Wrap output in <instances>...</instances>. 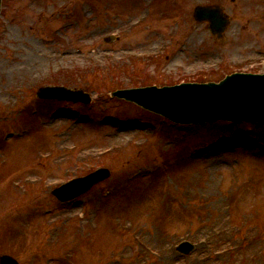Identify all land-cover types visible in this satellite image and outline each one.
<instances>
[{
	"label": "rangeland",
	"instance_id": "rangeland-1",
	"mask_svg": "<svg viewBox=\"0 0 264 264\" xmlns=\"http://www.w3.org/2000/svg\"><path fill=\"white\" fill-rule=\"evenodd\" d=\"M245 1L2 0L0 255L20 264H164L136 246L138 238L160 235L173 243L177 264H250L230 250L211 256L195 235L212 225L219 215L212 204L224 197L231 239L243 247L252 232L264 244V125H175L109 96L264 73V0ZM198 5L221 6L230 20L222 39L194 22ZM129 18L132 26L118 28ZM187 31L196 38L180 51ZM110 35L118 40L107 44ZM160 36L149 54H123ZM66 48L79 57L63 59ZM26 53L38 61L22 58ZM47 85L84 90L92 101L38 100ZM118 124L135 128L111 147ZM100 167L110 178L74 201L50 193ZM183 241L194 246L189 255L176 251ZM254 264H264V246Z\"/></svg>",
	"mask_w": 264,
	"mask_h": 264
},
{
	"label": "water",
	"instance_id": "water-1",
	"mask_svg": "<svg viewBox=\"0 0 264 264\" xmlns=\"http://www.w3.org/2000/svg\"><path fill=\"white\" fill-rule=\"evenodd\" d=\"M194 16L198 21H208L211 32L218 37L228 23L219 9L197 7ZM36 95L44 99L80 101L85 104L90 102L89 96L82 91L64 87H42ZM112 96L134 102L176 123H203L223 119L264 124V74H233L218 84H181L161 89L121 90L112 93ZM109 175V170L100 168L85 177L63 184L52 193L60 201H68L107 179ZM192 248L190 244L183 243L178 250L187 254ZM0 264L18 263L9 256H1Z\"/></svg>",
	"mask_w": 264,
	"mask_h": 264
},
{
	"label": "bare ground",
	"instance_id": "bare-ground-1",
	"mask_svg": "<svg viewBox=\"0 0 264 264\" xmlns=\"http://www.w3.org/2000/svg\"><path fill=\"white\" fill-rule=\"evenodd\" d=\"M194 1L198 0H187L189 4L193 3ZM251 0H246L245 2L248 3ZM137 20V19H136ZM135 20V21H136ZM137 22V21H136ZM134 21H132V18H129L126 21L120 20L118 24V28H121L122 26H128V25H133ZM93 34V33H92ZM92 34H88V36H91ZM188 37L185 39V42L182 44V48H188V45L192 42L194 38H196L195 33H190L189 31L186 32ZM164 40L163 37H159V40L154 43L153 45H140L139 48L142 50L138 51H124L123 54L128 55V54H134V53H150L155 47H158L160 42ZM144 46V47H143ZM143 47V48H142ZM63 51H65L63 55V59L73 61L76 60L79 55L75 53V50L72 48H66ZM74 51V52H73ZM22 58L29 59L31 61L36 60V57L33 56V54H28L26 53L24 56H21ZM61 58V60H62ZM178 58V57H177ZM25 73H29V71L24 68ZM35 80V79H33ZM62 116H54L53 122L57 121L59 122ZM117 131L109 136L108 139V145L111 147H118L120 145H123L125 143V140L127 137H129V134L132 132V130L135 128L132 125L129 124H121V125H116ZM63 137L62 143L64 144L66 142V139ZM64 146V145H63ZM214 164L216 165L219 161L218 159H214ZM214 179H210L208 183L206 184L207 189L205 190L204 194H210L211 191L213 190L214 186ZM189 192L186 191V194ZM226 204V199L224 197H220L216 201L213 202L212 206L219 211V215L215 218V220L212 222V225L208 226L206 229L201 230L195 235V238L197 241L202 242L203 245L202 247L207 246L206 244L209 243L208 245V252L214 256H217L218 254L223 255L225 251L230 250V252H236L239 256H243V259H246L250 262V264H254L256 262V256L259 253V249L264 246V244L261 246L258 242L255 241L254 235L252 232H249L246 235V238L244 239V245L243 247L238 246V244L231 239V234H232V228L227 225V222L224 217V205ZM206 242V243H205ZM227 243V244H226ZM173 243L166 237L160 236V235H151L147 236L145 238H138L136 241V246L140 250V255L143 257H155L156 259L162 261L164 264H177L175 260V255L173 253ZM221 244H226L221 247ZM124 251L122 250L120 252V256L124 258V254H122ZM109 264H114V262L109 263ZM133 264H140V262L135 261ZM207 264V263H204Z\"/></svg>",
	"mask_w": 264,
	"mask_h": 264
}]
</instances>
